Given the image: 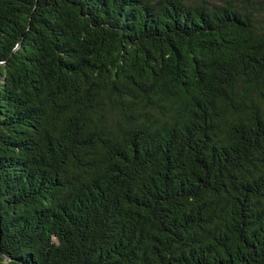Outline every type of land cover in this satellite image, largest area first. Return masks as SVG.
<instances>
[{"label": "trees", "instance_id": "1", "mask_svg": "<svg viewBox=\"0 0 264 264\" xmlns=\"http://www.w3.org/2000/svg\"><path fill=\"white\" fill-rule=\"evenodd\" d=\"M0 264H264V0H0Z\"/></svg>", "mask_w": 264, "mask_h": 264}]
</instances>
